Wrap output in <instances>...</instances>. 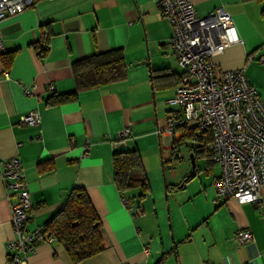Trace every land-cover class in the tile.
<instances>
[{"label":"crops","instance_id":"0c3cea01","mask_svg":"<svg viewBox=\"0 0 264 264\" xmlns=\"http://www.w3.org/2000/svg\"><path fill=\"white\" fill-rule=\"evenodd\" d=\"M193 1L201 17L217 8L233 17L240 42L214 63L220 71L245 68L264 102V3ZM172 36L156 0H35L0 22V264L16 238V198L1 177L2 163L15 157L32 202L28 231L45 227L74 188L87 191L103 224L100 253L74 263L59 242L42 243L28 264H264V187L262 204L217 198L219 166L200 153L198 140L165 132L166 101L184 75ZM113 50L124 52L126 79L48 103L77 89L76 63ZM31 111L41 114V125L20 123ZM125 127L130 138L119 143ZM134 150L150 183L143 199L140 190L122 195L115 182V153ZM248 230L254 241L238 246L234 236Z\"/></svg>","mask_w":264,"mask_h":264},{"label":"built area","instance_id":"2783aa9c","mask_svg":"<svg viewBox=\"0 0 264 264\" xmlns=\"http://www.w3.org/2000/svg\"><path fill=\"white\" fill-rule=\"evenodd\" d=\"M160 12L170 22V45L184 75L176 93L167 99L172 107L165 132L176 136L186 131L202 135L209 131L208 151L220 168L214 187L217 198L234 199L240 205L262 204L264 187V102L248 80L245 68L220 71L214 58L240 42L233 17L217 8L201 17L193 0H156ZM35 0H0V22L33 7ZM3 47V42L0 43ZM264 64V56L260 58ZM37 111L23 116L20 123L41 125ZM131 127L118 134V142L130 138ZM1 177L7 193H13L12 224L16 238L8 243L5 264H28L29 256L42 243L56 242V236L40 228L30 232L32 202L20 158L2 163ZM127 207L131 200L122 197ZM238 246L254 241L251 231L234 236Z\"/></svg>","mask_w":264,"mask_h":264},{"label":"trees","instance_id":"16d2710c","mask_svg":"<svg viewBox=\"0 0 264 264\" xmlns=\"http://www.w3.org/2000/svg\"><path fill=\"white\" fill-rule=\"evenodd\" d=\"M260 4L264 0H254ZM47 45L38 47L40 56L46 54ZM13 56L10 57L11 64ZM74 75L77 89L67 94H54L48 99L50 105H55L76 99L80 90H90L102 85L122 81L127 78V66L124 52L113 50L108 53L95 54L74 65ZM182 79L179 84H181ZM186 137L200 142V153L209 161H213L208 151V144L212 140L209 131L197 135L194 131H186ZM176 147L173 148L175 152ZM115 182L122 193L140 190V199L150 192V183L145 173L140 153L134 151H120L113 157ZM45 232L56 236L74 263L82 262L104 249L103 224L91 202L87 191L74 188L63 207L55 217L44 227Z\"/></svg>","mask_w":264,"mask_h":264},{"label":"water","instance_id":"95a60500","mask_svg":"<svg viewBox=\"0 0 264 264\" xmlns=\"http://www.w3.org/2000/svg\"><path fill=\"white\" fill-rule=\"evenodd\" d=\"M192 158H193V156H192ZM193 160V159H192ZM194 163H193V166H194V168H196L195 166H196V163H195V161H193Z\"/></svg>","mask_w":264,"mask_h":264}]
</instances>
